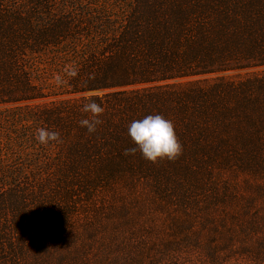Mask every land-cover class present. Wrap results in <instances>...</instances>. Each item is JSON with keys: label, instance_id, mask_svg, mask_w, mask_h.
I'll return each instance as SVG.
<instances>
[{"label": "trees", "instance_id": "obj_1", "mask_svg": "<svg viewBox=\"0 0 264 264\" xmlns=\"http://www.w3.org/2000/svg\"><path fill=\"white\" fill-rule=\"evenodd\" d=\"M260 67L264 0H0V264H87L83 222L96 221L90 236L115 233L110 217L144 211L124 196L142 188L184 215L206 197L235 200L241 185L260 193L264 72L223 76ZM40 99L52 100L29 105ZM90 101L104 109L91 134L79 125ZM157 114L180 155H125L128 125ZM40 128L60 142L39 144Z\"/></svg>", "mask_w": 264, "mask_h": 264}, {"label": "rangeland", "instance_id": "obj_2", "mask_svg": "<svg viewBox=\"0 0 264 264\" xmlns=\"http://www.w3.org/2000/svg\"><path fill=\"white\" fill-rule=\"evenodd\" d=\"M45 71L39 75L40 82L50 77ZM263 72L264 67H260L228 72L223 76L242 80ZM145 86L148 85L128 89ZM103 92L97 91L98 94ZM89 94L66 95L56 100H72ZM50 100L40 99L29 105H44ZM241 186L235 189L239 194L235 200L225 202V199L206 197L194 205L191 203L188 215L167 205L156 207L145 188L133 195L123 191L127 201L135 207H143L144 211L133 215L131 223L110 217L115 233L108 224L107 230L90 236L89 230L95 227L93 222L96 221L83 222L77 236L88 248L86 263L92 264L91 254L96 255V250L101 264H111L112 260L113 264H264V188L258 193ZM113 238L120 240L119 247L111 244ZM101 241L102 246L98 244ZM70 248L72 246L64 245L63 252Z\"/></svg>", "mask_w": 264, "mask_h": 264}, {"label": "clouds", "instance_id": "obj_3", "mask_svg": "<svg viewBox=\"0 0 264 264\" xmlns=\"http://www.w3.org/2000/svg\"><path fill=\"white\" fill-rule=\"evenodd\" d=\"M67 75L75 77L77 72L73 68L67 72ZM56 82L62 84L64 81L58 76ZM81 111L87 115L79 121V125L86 128L90 134L95 132L96 126L102 123L98 117L103 113V107L95 101H90L83 104ZM127 135L134 147L125 149L124 154L132 155L139 152L144 160L151 163L165 159L172 161L182 151L172 122L158 114L133 120L128 125ZM35 139L41 145H48L51 142H60V135L56 131L40 128L37 130Z\"/></svg>", "mask_w": 264, "mask_h": 264}]
</instances>
